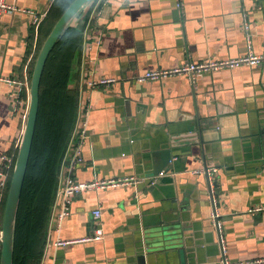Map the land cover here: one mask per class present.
Masks as SVG:
<instances>
[{"label": "crops", "instance_id": "0c3cea01", "mask_svg": "<svg viewBox=\"0 0 264 264\" xmlns=\"http://www.w3.org/2000/svg\"><path fill=\"white\" fill-rule=\"evenodd\" d=\"M45 17L54 0H6ZM94 0L76 18L81 48L71 87L78 91L72 130L57 169L56 185L38 264H141L145 238L177 230L179 243L146 253V264H222L215 205L206 174L218 167L214 198L231 261L264 258V64L224 68L133 83L147 70L186 62L264 53V0ZM29 11L0 13V156L16 152L24 127L15 108L17 90L1 78L25 76L33 58ZM117 78L109 88L86 87L89 79ZM91 106V137L83 145L78 181L126 176L141 184L78 194L66 217L60 193L80 114ZM196 132L194 143L174 149L173 136ZM200 139L198 143L197 140ZM156 177L155 183L151 180ZM6 203V202H5ZM5 203L1 207L2 223ZM95 209L102 210L101 239L55 245L58 239L93 236ZM148 235V237H145ZM159 241V240H158Z\"/></svg>", "mask_w": 264, "mask_h": 264}, {"label": "trees", "instance_id": "16d2710c", "mask_svg": "<svg viewBox=\"0 0 264 264\" xmlns=\"http://www.w3.org/2000/svg\"><path fill=\"white\" fill-rule=\"evenodd\" d=\"M72 1L54 0L41 21L37 38L35 27L31 29L27 54L36 43L29 69L31 77L41 46ZM81 40V29L69 27L49 56L44 70L36 133L17 216L14 264H38L43 253L57 169L77 110L79 94L70 83Z\"/></svg>", "mask_w": 264, "mask_h": 264}, {"label": "built area", "instance_id": "2783aa9c", "mask_svg": "<svg viewBox=\"0 0 264 264\" xmlns=\"http://www.w3.org/2000/svg\"><path fill=\"white\" fill-rule=\"evenodd\" d=\"M181 0H179L180 2ZM178 2V3H179ZM180 6V3L178 4ZM17 11H29L33 15V27H35V36L37 38L38 29L43 20V17L38 15L37 12L34 10H25L19 8L14 3H9L6 0H0V13H15ZM248 51L247 53L235 57V58H224V59H207L204 61L199 62H186L182 65H177L170 68H157L152 70H147L143 73L137 74L130 78V80L136 81L138 83H144L147 81H156L165 79L171 76L177 75H189L194 77L197 73L201 72H209V71H218L224 68H236L244 65H260L264 64V53H256L252 50V44L249 41L248 43ZM36 48V43H34V51ZM30 60L24 66V73L25 76L21 78H1L2 80L6 81L10 85L14 86L17 90V96L15 100V108L20 109L24 125L27 120V115L30 106V90H31V76L29 73L30 69ZM117 78L112 77H101L99 79H89L86 83V87L90 89H96L99 87L109 88L114 83L117 82ZM91 110V106L85 104V108L83 109L80 114L79 118V125L76 127L73 139L71 141L72 144V156L68 159L67 165V172L64 176L63 184L60 188V193L64 200L63 210L60 213L61 217H66L70 213L71 205L75 199V197L82 193L83 191H88L91 189H106L110 187H117V186H126L132 184H141L143 182L142 178L137 176H126V177H117V178H107V179H95L92 181H78L75 178L74 170L76 166L82 162H84L83 156V145L84 143L91 137L89 133V123L88 117ZM24 129V127H23ZM23 129L18 137V142L16 147L19 148ZM17 158V153H3L0 156V257L2 251V235H3V223H2V215H1V207H3V201L6 202L7 199V190L9 186V180L11 175L13 174L15 162ZM218 167H211V168H200L195 170L196 173H204L207 175L209 180V186L211 191V197L213 203L215 205V210L212 213V218L216 222L219 231V242L221 245V252L223 254L222 264H264V258H259L255 260L249 261H231L226 256V245L224 241V236L222 230H220V225L218 221L219 212L216 208V199L214 198V185L216 180V174L218 173ZM156 177L151 180V183H155ZM248 212L250 213H264V203L253 205L248 208ZM95 218L97 220V228L95 230V234L93 236L82 237L79 239H72V240H64L58 239L55 243L57 246L66 245L71 242L76 241H88L91 239H101L103 236V229L101 226V217H102V210L95 209L94 211Z\"/></svg>", "mask_w": 264, "mask_h": 264}, {"label": "water", "instance_id": "95a60500", "mask_svg": "<svg viewBox=\"0 0 264 264\" xmlns=\"http://www.w3.org/2000/svg\"><path fill=\"white\" fill-rule=\"evenodd\" d=\"M93 1L94 0H73L55 23L51 32L45 39L43 45L41 46L39 54L36 58L31 77L29 111L26 123L24 125L20 145L18 148V154L5 203L0 264H14L17 216L21 202L24 182L29 166L34 137L36 133L40 109L41 82L48 58L57 43L68 30V28L73 26L78 15L84 9H86ZM131 81L133 83L136 82L133 80ZM197 138V133L194 131L191 133L186 132L173 136L171 145L165 151L166 155L164 157V165H156L155 174L160 175L163 170H165V172H168L170 169L164 167L167 166V164L173 157L174 149L180 148L181 146H186V144L189 143H194L196 142ZM197 141L199 143L200 139ZM154 235L157 236V238L152 243H146V241H150L149 238H145L144 240V243L142 245L143 253L138 256L141 264H146V253L155 250L157 246L160 248H169L170 246H176L179 243H183L182 239L179 240L180 237L178 236L177 230H164ZM145 237H148V235H145Z\"/></svg>", "mask_w": 264, "mask_h": 264}, {"label": "rangeland", "instance_id": "374dc122", "mask_svg": "<svg viewBox=\"0 0 264 264\" xmlns=\"http://www.w3.org/2000/svg\"><path fill=\"white\" fill-rule=\"evenodd\" d=\"M71 81H72V79H71Z\"/></svg>", "mask_w": 264, "mask_h": 264}]
</instances>
